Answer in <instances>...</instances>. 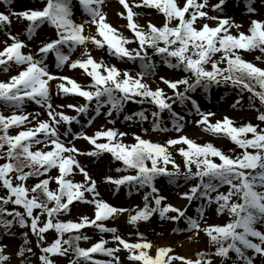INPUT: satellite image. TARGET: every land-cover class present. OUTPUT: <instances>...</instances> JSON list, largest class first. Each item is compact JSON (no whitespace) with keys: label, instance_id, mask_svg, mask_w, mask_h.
Instances as JSON below:
<instances>
[{"label":"snow or ice","instance_id":"obj_1","mask_svg":"<svg viewBox=\"0 0 264 264\" xmlns=\"http://www.w3.org/2000/svg\"><path fill=\"white\" fill-rule=\"evenodd\" d=\"M254 2L247 0L250 14L256 13ZM76 3L86 13L79 21L73 16V0H45L42 9L0 12V32L11 40L3 41L5 46L0 49V76L6 77L0 80V237L14 235L17 226L28 230L23 233L24 243L11 254L6 252L10 246L0 243V264H10L12 256L19 264H30L29 254L35 253L28 246L29 232L36 237L40 264H56V257L67 258L68 264H123L122 252L127 253L129 264H213L210 257L227 264L233 261L232 254L233 264H256L257 257L264 264V67L256 63L264 65V20L253 19L247 31L233 34V28L239 30L243 25L227 14L229 0H136L135 4L119 0L126 10L120 15L133 34L127 37L107 22L104 8L109 0ZM134 8L158 10L164 20L154 23L145 13L147 23L140 25L136 17L141 13ZM10 16L29 22L27 39L6 31L12 24ZM44 24L54 28L55 38L36 44L34 37ZM93 25L95 33L87 31ZM89 45L92 50L106 49L109 56L128 67L95 58ZM77 50L79 55L73 59ZM242 53L259 54L249 61ZM50 57H54L51 65ZM65 68L81 71L90 82L81 84L62 74ZM165 69L179 75L161 74ZM55 81L59 82L54 92ZM220 85L240 89L241 99L233 108L242 105L243 93H249L248 103L259 123L236 126L227 115L203 110L193 98L199 89L208 91ZM56 97L82 98L84 103L57 104ZM31 103L40 111H27L26 105ZM130 103L153 105L157 110L151 113V132L171 134L158 142L118 130L115 125L121 115L124 121L148 119L144 111L127 114L125 106ZM176 105L189 106L194 126L229 139L241 152L232 155L213 143L201 144L190 138L185 134L187 121ZM65 108L76 115L66 114ZM164 112L172 119L171 130L164 126ZM81 117L88 118L86 126ZM96 118L113 127L89 135L87 128ZM74 125L81 128L75 130ZM144 132L147 135L149 129ZM129 135L131 142H125ZM80 140L91 147H78ZM103 154L122 163L116 173L127 174L94 177L78 159H99ZM76 176L81 179L75 180ZM160 177H167L177 188L183 180L186 187L178 197L188 205L203 201L196 218L187 205L171 202L158 186ZM98 181L114 186L113 194L122 186L129 194L148 191L142 196V206L125 208L106 201ZM78 203L90 206L92 216L82 213L77 220L62 219ZM210 208L215 215L226 214L228 221L209 224ZM124 213L133 226L154 216L183 224L185 227L174 231H186L190 239L203 233L215 251L197 252L195 259L180 256L173 247L156 244L139 230L134 234L136 240L130 241L117 227L106 224ZM92 228L101 239L88 248L81 247L82 240L91 239L84 230ZM50 232L56 234L51 243L47 241ZM103 234H111V240ZM98 255L107 259H98Z\"/></svg>","mask_w":264,"mask_h":264},{"label":"rangeland","instance_id":"obj_2","mask_svg":"<svg viewBox=\"0 0 264 264\" xmlns=\"http://www.w3.org/2000/svg\"><path fill=\"white\" fill-rule=\"evenodd\" d=\"M181 3H183V0H180ZM130 4H135L136 0H129ZM229 7H227V14L232 17L237 23H240L243 25V27L239 30L236 28L232 29V33L235 34L237 31H247L250 21L253 19H258V20H264V1L258 5V7L254 6L256 9L255 14H250L248 10H243L242 4L240 3H229ZM29 9H34L33 5L31 6L28 3L24 2H12L9 1L8 4L4 3V0H0V12H5V14H9V11L12 12H21ZM104 11L107 13V22L110 23L114 28L118 30V32H122L124 36L131 37L133 34L132 32L125 27V25L128 23V21L124 18L121 17L120 13L125 12L126 10L123 9L122 5L119 4V0H109L108 6L104 8ZM134 11H138L141 13L138 17H136L137 22L140 25H145L147 23V19H151L154 23H162L164 20L163 14L160 13L158 10L155 9H135ZM145 13H147V19L145 16ZM86 13L84 12V9L80 7L76 1L73 4V16L74 19L79 21L82 17H84ZM10 19L12 20V24L10 25L9 29L13 35H18L21 39H27V26H28V21L24 20L23 17L19 16H10ZM203 22V21H202ZM41 30V29H40ZM87 31H90L91 33H95L96 29L95 26H91L90 29ZM39 29L37 30V35L34 37V42L38 44V38L39 36ZM102 39V38H101ZM3 41H7L8 43H11V40L8 39L6 35H4V32H0V49H2L5 45ZM90 50L93 49L92 45H89ZM132 47H135V45H132ZM102 49H94L92 50V55L97 58V59H105L108 60L103 54H102ZM79 55V50L73 55V59L76 58V56ZM245 59L249 61L254 60V56L244 54ZM54 61V57L49 58V64L51 65ZM113 64H116L113 60H108ZM258 66L264 67V65H261L260 62H256ZM118 65V64H117ZM120 67H128L124 62L118 65ZM62 74L67 75L69 77L75 78L77 82L81 84H87L90 82V79L87 78L85 75L81 74V71H73L68 68H65L62 70ZM161 74L163 75H179V73H170L166 70H164ZM6 79L5 76H0V80ZM59 81L53 82V90L55 92V83H58ZM148 83L153 84L152 81H148ZM70 86V85H69ZM161 87H164V85H160ZM153 87H155V84H153ZM166 92H171L165 88ZM201 105L203 110H210L213 112H216L220 117L222 116H229L232 118L234 121L237 123H241L244 120L250 119V115L241 112L238 114H232L229 112L227 106H230V104L233 103L235 97L230 96V99L224 104L220 105L219 107L212 108L208 106L206 102L203 101V98L199 95L197 98H195ZM54 103L57 104H68V103H83L82 98H76L72 99L69 97H56L54 100ZM178 114L183 115V111L181 108L176 105ZM26 110L32 113L40 111V108L38 105H35L34 103L26 105ZM63 111L68 114V115H76V113L68 108L63 109ZM103 119V118H102ZM102 119H96L93 122V127H88L87 132L89 135L94 133L97 130H106L109 127H113V125H109L106 123L102 122ZM192 119L193 117L190 115V121L187 123L186 128H185V134H187L190 138L194 140H199V138H207V139H214L219 146L226 144L229 140L227 138H222L219 136H214L209 133H206L202 131L199 127H196L192 124ZM212 120H215L216 117L211 118ZM83 125L86 126L85 123L81 122ZM167 127L169 130L172 129V126L170 125H164ZM115 127L118 130L121 131H126L129 134H140L146 139H152L153 141H158V142H163L164 139L171 134L169 133H163V132H153L151 134H143L140 131V125L137 123V121H133L128 125H125L122 127L120 124L116 123ZM81 128V125H74L75 130H79ZM11 134H16V130H10ZM60 131H64V127L61 126ZM125 142H131V135L127 136L124 138ZM198 142V141H197ZM77 146L81 148H89L91 146L87 145V143L83 140L77 141ZM79 160H81L86 166H88L91 169V174L94 177H100L102 174H107L111 175L113 177H118L121 175H124L122 173H116L115 169L112 167V161L114 160L111 158L110 154H103L99 159L96 158H88L84 156L78 157ZM92 160V163L89 164V160ZM180 159V158H179ZM178 159V161H179ZM171 170V166H170ZM55 171L53 172V175H55ZM127 174V173H126ZM81 179L80 176H76L75 180L79 181ZM158 186L161 187L162 189L165 190V193L171 198L172 203L176 204L177 206L181 205H187L189 209V214L193 216V218H196L197 216V209L200 207H195L193 208L192 206L188 205V202L185 200H177L174 192H172L169 187L167 186V183L165 180L160 179L157 181ZM99 184V191L101 193V196L108 201L111 204H114L116 206H122L125 208H136L137 206H142V192H136L133 190L131 194H129V190L125 187H121L120 191L118 193L113 194L112 188L109 187L107 184ZM54 187V186H53ZM0 194H3L0 192ZM178 195V193H177ZM200 205L203 203V201H199ZM154 206V204H153ZM196 206V205H194ZM214 207V206H213ZM87 214L89 216H92L93 210L90 206L85 205V204H77V206L74 208L73 212L70 215L63 216L62 219L64 220H77L78 216L80 214ZM134 214V213H133ZM127 216L128 213H124L120 215L115 221L109 220L106 222L107 226L109 227H117L121 234L127 236L130 241H135L136 236L134 235L137 230L139 232L144 233V235L152 241H155L156 244H159L161 246H171L174 249V253L180 256H185L191 259L196 258L197 252H214L215 248L209 243V239L206 235L203 233H200L199 236H197L195 239H190L188 236V233L186 231H181V232H175V228H183L185 225H176L171 222H165L159 220L158 216H154L150 221L148 222H140L137 226H133L127 223ZM207 222L209 224H224L223 221H220L218 216H216L213 212L212 209L210 208L208 210V218ZM203 223V222H202ZM86 230H93L91 231L94 234L95 239H90L89 244H86L84 248H88L92 245V243L97 242L101 239V235L98 233V231L94 228L92 229H85ZM30 235L31 241H32V246L35 248V253L37 256V263L40 264V261L38 259L40 255V250L39 247L37 246V240L34 235H32L31 232L28 233ZM56 238V234L54 232H50L47 234V241L51 243L54 239ZM104 239H109L111 240V234H103ZM19 240L15 238L14 236H7V237H0V243H5L8 244L10 247L6 249V252L11 254L14 250L18 248L19 245ZM121 257L123 259V264H129V262L126 260L127 253L122 252ZM234 255V254H232ZM96 258L98 259H107L106 257L103 256H97ZM213 259V264H221L220 258L218 257H210ZM56 264H68V259L67 258H60L56 257L54 258ZM11 264H18V259L17 257L12 256Z\"/></svg>","mask_w":264,"mask_h":264},{"label":"trees","instance_id":"obj_3","mask_svg":"<svg viewBox=\"0 0 264 264\" xmlns=\"http://www.w3.org/2000/svg\"><path fill=\"white\" fill-rule=\"evenodd\" d=\"M30 1L33 2L35 5H37L38 7H40V6L45 2V0H30ZM252 54H257V55H258L259 53H252ZM113 58H114V57H113ZM157 62H159V60H158ZM171 71H172V70H171ZM198 92L204 94V96H205L207 99H209V100L211 101V103L214 104V105H219V103H221V102H223L224 100H226V98H228V95H230V93H234V94H235V96L237 97L236 101L239 100V99H241V92H240V89H239V88H233V87L230 86V85L214 86L212 89H210V90H208V91H204L203 89H199L196 93H193V94H197ZM249 95H250V94L247 93V92L243 93L244 101H243L242 105H241V106H238V107H236V108H233V107L231 106V108H232L234 111L246 110V111H248V112H250V113H253V119H252L251 122H252L253 124H257V123H259V122L255 119L257 113H256V111H255L254 108H252V107L249 106V103H248V97H249ZM236 101H235V102H236ZM235 102H234V103H235ZM259 107H260L259 102L256 101V108H259ZM125 109H126L127 114H129V115H131V114L134 113V112L144 111L145 114L147 115L148 119L145 120V121H141V120H139V121H140V123H142V126H143L144 130H145V129H149V131H150V129H151V125H152V123H153V118H152V116H151V113H152V111L157 110V109L154 108L153 105L148 104V103H145V104H143V105L130 103V104H128V105L125 106ZM185 112H187V110H185ZM161 118H162L163 121H170V122H172V119H171V117H170V114L167 113V112H164V113L162 114V117H161ZM118 119L121 120V122L124 123V119H123V116H122V115H121ZM262 127H264V125H262ZM249 135H250V134H249ZM214 145H216V144H214ZM216 146H217V145H216ZM217 147H219V146H217ZM219 148H220V147H219ZM221 149H223L225 152H227V153H229V154H232V155H238V154L241 152V150H240L236 145H234L232 142H230V143L226 144L225 146L221 147ZM175 156H176V159H177V160L180 158L178 154H175ZM179 160H180V159H179ZM120 164H121V163L118 162V165H120ZM165 179L167 180L168 184H170V186H172L173 188L178 189V190L183 189V191L185 190L186 185H185V183H184L183 180H180V181L178 182V183H179V188H177V186H176L175 184H171V183H169L167 177H165ZM30 182H33V183H34V181H30ZM188 186H189V185H187V187H188ZM147 191H148V189H147ZM25 231H26V229H21V228H19L18 226L15 227V229H14V235L17 236V237H19V238H21V239H23L21 244L24 243V236H23V233H24ZM86 234H87V233H86ZM87 235H88V234H87ZM88 236H89V235H88ZM65 238H67V235H66ZM28 240H29V239H28ZM29 242H30V240H29ZM86 242H87V241H83V240H82V241H81V247H83L84 245H86ZM28 246H30V247L32 248V246H31V242L29 243ZM32 249H33V248H32ZM33 252H34V251H33ZM34 258H35L34 255L29 254V261H30V263H33Z\"/></svg>","mask_w":264,"mask_h":264},{"label":"bare ground","instance_id":"obj_4","mask_svg":"<svg viewBox=\"0 0 264 264\" xmlns=\"http://www.w3.org/2000/svg\"><path fill=\"white\" fill-rule=\"evenodd\" d=\"M172 202V201H171Z\"/></svg>","mask_w":264,"mask_h":264}]
</instances>
